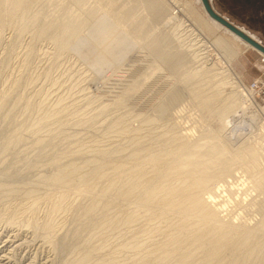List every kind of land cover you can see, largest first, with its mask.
<instances>
[{"label": "rangeland", "instance_id": "obj_1", "mask_svg": "<svg viewBox=\"0 0 264 264\" xmlns=\"http://www.w3.org/2000/svg\"><path fill=\"white\" fill-rule=\"evenodd\" d=\"M81 2H75V0H32V4L30 3L32 6H30L28 12L25 10L28 13L24 17L26 20L16 17V21L14 18L11 19L9 17L10 19L8 20L10 22L5 18V21H3L6 23L0 24V93L4 92L7 96L5 98L8 100L5 101L3 112L0 107V128L2 127L0 129V185L4 187H2L4 195L0 193V208L8 204L15 207L18 204V207H20L24 203L23 206H25L28 205L29 200L31 202L32 199L40 196L41 200L37 199L40 200L37 203V208H39L38 210L36 208V216L40 220L38 222H41L43 218L45 220L47 218L48 220L52 219L50 222H55L53 223L55 233L59 232L58 234L56 233L57 235L53 233L55 238L60 239L59 235L66 237L74 224L71 210L69 211L67 208L69 206L74 208L83 202V196L80 195L82 187L80 184L82 182L80 177H77L75 179L78 183L74 179L72 180V182L75 181L74 184L71 182L66 186L55 184V182L49 181L54 175L53 173H56V169L61 164L62 167L69 164L78 166L80 164L81 166L85 164V161L87 162V159H90L84 167L82 166V172L86 174H82V176H87L88 173L91 174L90 172L97 167V163H94L97 160H94V156H92L96 154L97 150L101 149L100 152L104 151L103 154L106 155L111 151L107 160L113 158L116 160L124 159L123 157L132 152L134 147L133 151L138 149L139 146H129L131 140L138 135L144 137L142 142L144 144L141 143L143 147L148 144L147 142L150 143L155 140L159 141L158 143L160 144L163 140L173 136L177 137L178 134L181 135L183 131L185 133L188 130V138H184L187 143L194 142L196 139L199 143H204L211 135L218 133L219 138L223 140L231 151L245 144L250 146L251 144L252 146L259 144L257 145L259 146L258 149H261L260 152L263 155L260 153L261 157L258 162L260 163V168L264 171L263 53H258L250 47H245L244 44L234 40L221 28H212L205 19L206 14L199 0H81ZM209 3L218 14L244 32H248L247 34L264 46V34L251 26L254 16L250 17L247 15V12L251 13L248 9V11H243L239 8V5L241 7L246 5L245 7H247L248 3L246 0H209ZM8 5V2L4 3V6ZM73 11L76 12L74 13ZM35 13L38 15V19L43 22L50 20V18L51 20H60L68 17L75 20L88 14H96V18L93 16L94 20H92L94 22L87 20L89 26H85L86 23L80 26V31H78L79 40L75 39L73 43L67 45L68 48L66 47L63 51H59L54 46L55 43H53L52 39L47 37L48 35L35 36L36 27L35 24L34 27L31 24L34 21L32 17H36ZM103 19L108 24L111 22L109 24L110 27L114 33L119 32L123 36L124 43L122 45H117L116 43L113 45L112 43L110 45L112 46L111 49L109 48L108 61L102 64H95L90 54L81 52V49L78 48V42L84 43L85 39L87 40L94 30L93 28L99 25V20ZM18 24H21V27ZM26 25L28 26L26 27ZM220 35L228 42V45H232V48L227 44L224 46L216 41V38ZM233 48L237 49L238 55L234 59L228 60ZM24 60L26 64L23 62ZM27 61L29 62L27 63ZM5 81L7 82L4 84ZM18 83H20V87ZM15 87H18V89ZM30 102L32 103L30 104ZM18 106L20 107L18 108ZM5 112L10 113L8 118H5ZM17 112L18 114H16ZM34 129H38L37 132ZM166 129L172 130L167 132ZM29 130L32 131L29 132ZM236 130L238 131L233 135ZM133 131L134 133L136 131L135 135ZM172 132L175 134H172ZM230 132H232V136H230ZM164 136L165 139L163 138ZM15 138L18 140L16 141ZM10 142L12 143L10 144ZM122 149L124 152H121ZM60 155L61 157H59ZM121 155L122 157L120 158ZM91 157H93V161ZM89 162L92 164H89ZM55 166L58 167L56 168ZM233 168L235 172L233 181L236 182L237 175L243 174L244 168L236 163L232 165L231 169L233 170ZM239 171L241 173H238ZM240 182L243 184H239ZM245 183L242 177H239L235 183L239 187L237 189L239 193L237 192L238 195L233 193L236 196L235 198L231 196L234 198V200H231L233 202L236 201V203L239 201L241 204L238 202L240 205L238 203L236 205L235 202L234 204L229 202L231 204L229 205L228 203L226 211L229 216L226 215L225 220H231L233 217V220L237 219L236 223H244L247 226L255 227L261 220L260 218H262L263 213L258 206L259 202L264 199V195L251 190L249 184ZM244 184L249 189L247 186L244 187ZM7 187L10 191L14 188L12 193L7 191ZM50 192L52 196L49 194ZM34 193L39 194L36 196ZM63 193H67L64 199L65 205L63 199V201L58 200L61 194L64 195ZM53 194H57V197ZM45 195L51 196L50 202L43 199L47 197ZM78 195L80 196L78 197ZM53 196L58 201H56L55 206L53 205L54 207H52V202L54 203L55 201L52 200ZM237 196L240 199L242 198L241 200L244 199V201L238 200ZM3 197L4 201H2ZM132 204H130V207L135 208V205ZM50 206L53 208L51 211ZM64 206L66 209L65 213L62 211ZM45 209L49 210L48 213ZM52 211L54 213H51ZM44 215L47 216L45 217ZM139 220L141 222L133 220L135 222L131 221L130 223L132 224L129 223V225H133L132 227L130 226V229L128 228L130 231L126 228L119 230L121 234L126 232V241L129 238L137 239H129L128 242L130 240L141 241L151 235L149 230L151 223L147 221V223L149 222L147 224L144 218ZM145 224L148 226L146 227ZM142 228L147 233L143 234L145 230L142 231ZM133 229H136V231ZM259 231H263L264 235V229ZM117 232L115 233L114 231V233L110 232L108 234L107 240L109 239V242L105 241V243L108 242L107 246L111 247L114 244L113 240H116V238L122 242L125 240L122 237L124 235ZM111 233L113 235L109 236ZM38 234L28 233L25 239H21L22 242L21 240L19 241L18 247L11 248L12 251L16 250L12 252L14 255L10 264H17L19 258L24 257L27 259V256H29L28 258L34 257L35 262H38L42 260L48 250V254L54 257L52 258L51 255L49 257L51 264H61L62 260L70 258L71 253L69 252L78 248L74 241L72 243V240L69 239L70 241H68L67 238L65 243L69 245L65 247L64 252V249L61 250L59 248V251H57L58 249L56 251L52 249L53 251H51L46 242H43L44 246H38L42 238ZM135 235L140 236V238L143 236L139 239ZM263 235L262 237H264ZM95 239L94 244L102 242L99 241L100 239ZM97 240L98 242H96ZM250 262L248 261L246 264L254 263Z\"/></svg>", "mask_w": 264, "mask_h": 264}, {"label": "bare ground", "instance_id": "obj_2", "mask_svg": "<svg viewBox=\"0 0 264 264\" xmlns=\"http://www.w3.org/2000/svg\"><path fill=\"white\" fill-rule=\"evenodd\" d=\"M31 1L32 0H0V24L3 25L6 23V22H4L5 18H7V20L10 18L11 19L14 18L16 20V17L19 19H23L24 17H26L27 16L26 13L28 12L30 6H32V5H30ZM5 2H8L9 5L4 6ZM75 2H81V0H75ZM68 6H70V5H68ZM57 7H58V5H57ZM20 10H22V11L20 12ZM18 11H19V13H18ZM54 14H56V13L54 12ZM205 14H206V12H205ZM37 16L38 15L36 14V17L35 16L32 17L33 18L32 20H34V21L31 23V24H33L32 25L33 27H34V24L36 27L35 36H39V37L41 36L42 37V36L48 35L47 37H50L52 39L53 43H55L54 46H56L59 51L60 50L63 51L67 47V45L73 43V41H75V39L79 40L78 39L79 38L78 37V31H80V29H79V28H81L80 26H82L85 23H86L85 24V26H86V25H88L87 24L88 19L90 21H93L94 18H96V14H94V15L88 14L85 17H82V18L80 17V18L75 19V20H72V18L69 19L68 17H66V18H63L60 20H56V19L51 20V18H50V20H48V21L45 20L43 22L42 20L38 19ZM93 16H95V17L93 18ZM127 16H129V14H127ZM42 17H44V16H42ZM73 17H74V15H73ZM39 18H41V17H39ZM24 19L26 20V18H24ZM205 19L208 21V24L212 28H214V29L221 28V30L227 32L234 40L241 42L242 44L245 45V47H250V48L254 49L249 44H247L245 41H243V39H241L234 32H232L231 30L222 26L220 23L213 20L207 14H206ZM15 20H13V21L15 22ZM20 22H21V20H20ZM106 22L107 21L106 20L104 21V19L101 21L99 20V22H98L99 25L97 27L93 28L94 30L92 32L90 31L91 34L88 36L87 40L85 39L84 43L78 42V44L80 46L77 44L78 48L81 49V52L90 54V57L92 58V61L95 64H102V63H105L106 61H108L109 48L111 49L112 46H110V45L112 43H113V45H114V43H116L117 45H122L124 43L123 36L120 35L119 32H118L119 35L117 32H115V33H117V34H115L113 29L110 27L109 24L111 22L109 24H108V22L107 23ZM28 23H30V22H28ZM13 24H15V23H13ZM20 25H19V27H21ZM27 26L28 25H26V27ZM32 32H33V30H32ZM216 41L218 43H221L224 46H226V44L228 45V42L223 37H221V35L216 38ZM228 46H230V45H228ZM26 51H25V53H26ZM254 51L261 53L256 49H254ZM154 52H156V51H154ZM237 55H238L237 49L233 48V50H231V52H230L228 60L234 59V57H236ZM23 62H25V64H26L25 60ZM28 62L29 61H27V63ZM6 82L7 81H5L4 84ZM19 84L20 83H18V86H19ZM6 88H4V89H6ZM16 89H18V87ZM6 92H7V90H6ZM10 94H11V92H10ZM10 94H9V96H10ZM5 97H7L6 94L4 92H1L0 93L1 111L4 110L3 106L5 108V105H4L5 101H8ZM12 101H14V100H12ZM31 103L32 102H30V104ZM10 105H12V104H10ZM15 105H14V108H15ZM26 105H25V107H26ZM7 106H6V108H8ZM19 107L20 106H18V108ZM22 107H23V105H22ZM28 111H30V110H28ZM32 111H34V110H32ZM32 111H30V112H32ZM24 112H26V111H24ZM39 113H40V111H39ZM39 113H37V114H39ZM9 114L10 113L5 112L4 113L5 118H8L10 116ZM16 114H18V112ZM31 115H32V113H31ZM31 115H28V116H31ZM33 115H35V114H33ZM35 116H37V115H35ZM44 118H46V117H44ZM35 120H37V119H35ZM149 120H147V121H149ZM48 121H50V120H48ZM32 122H33V119H32ZM37 122H38V120H37ZM37 122H35V123H37ZM6 123H8V122H6ZM42 123H43V121H42ZM42 123H41V125H42ZM46 123H47V121H46ZM143 124H145V123H143ZM114 127H115V125H114ZM23 128H25V127H23ZM37 130H35V131L37 132ZM171 130H167V132L168 131L171 132ZM30 131H32V130H29V132ZM237 131L238 130H236L233 133V135L236 134ZM167 132H166V134H167ZM120 133H122V132L120 131ZM123 133H125V132H123ZM133 133H134V131H133ZM135 134H136V131H135L134 135ZM138 134H139V132H138ZM172 134H175V133L172 132ZM188 134H189V130H188V132L185 131V133L183 131V133L181 135L178 134L179 136L177 135V137L172 135L173 136L172 138L169 137L170 139L168 138L166 140H163L160 144L158 143L159 141H155V140H154L155 142L151 141V139H152L151 138L150 139L151 142L150 143L147 142L148 144L144 147L142 146V144H144V143H142L144 141V137L141 135L140 136L138 135L139 137L137 136L131 140V144H129V146L130 145L131 146L136 145L137 147L138 146L139 147L142 146V147L141 148L138 147V149L133 151V149L135 148L134 147L132 149V152H129L127 155H125L123 157L124 159L121 158L123 155L122 154L120 156L121 159H119V160H116L115 158H113L111 160L110 159L107 160L108 159L107 157L110 156L108 154H111V151H110V153H108L106 155V154H103L104 151L100 152L101 149L99 151L97 150V152L95 149L96 154L92 155V156H94V160H97V162L94 161L95 164L97 163L96 164L97 167L95 168L94 171L90 172L91 174L88 173L87 176H85L86 174L82 172V169H83L82 166L84 167L85 164L88 163V161L90 159H87V162L85 161V164H83L81 166H80V164H79V166L76 164H74V165L69 164L68 166H63V167L61 166L62 165L61 164V165H59L60 166L59 168H57L58 166L57 167L55 166L57 168L56 169L57 171H56V173L55 172L53 173L54 175L52 177L50 176L51 180H49V181H51V182L53 181V182H55V184H60L62 186H66L67 184L69 185L70 182L74 184L77 177H80L81 182H82V184H80L81 182L79 184L82 185L80 195L83 196V199H82L83 202L80 203V201H81V199H80L78 201L80 204L78 206H75L74 208L72 206H69L67 208V204H66L67 210L68 209H69V211L71 210V217H72L73 223H74L72 226V230L70 231V233H68V235L65 234V232H66V230H65L64 234L67 235L68 237L67 236L65 237L63 235H62L63 236L62 237L61 235H59L61 238L57 239L53 235V233H55V230H54L55 226L53 225V223H55V222L51 221L52 222L51 223L50 220H52V219L48 220V218H47V220H45L43 218V220L41 222H38L39 217L36 216V211L39 208V207L37 208V203H38V201L40 202V200H41L39 198L40 196L38 197L40 200H37L38 198L32 199L31 202L29 200L28 205L23 206L24 205V203H23V204H21L22 207L20 204H19L20 207H18L17 203H16L17 204L16 207L11 206L9 204L6 205L5 207L1 206V208H0V264L12 263L11 258L14 255V253L12 254V252L15 251L16 249L12 251L11 248L18 247L19 241L22 238L25 239L27 237L26 235L28 233L30 234V232L31 233L33 232V234H36V235H37V233H39L41 235L40 237H42V238H41V243L39 244V242H38V244H39L38 246H42L43 242L44 243L46 242L48 244V246L51 248V251H53V250L56 251L59 248L61 250L64 249L63 250V252H64L65 247L69 245V244L67 245V243H65V241L67 242V238H68V241L72 240L71 241L72 243L74 241L77 244L76 246L78 248L73 249L71 252H69V253H71L70 258H65V259L63 258L64 260H62L61 264H246L248 261H249V263H251L250 261H252V263L254 262L255 264H264V237H262L263 231L262 232L259 231L261 229H264V217H263L264 216L263 215L264 214V212H263L264 211V199L259 202V206H258L259 209L261 210V212L263 213L262 214L263 219L260 218L261 220H259L258 225H256V226L254 225L255 227L247 226V224H244L242 222H241L242 224L236 223L235 221L237 219L235 218L233 220L232 216H231L232 219H231V217H229L232 221L229 219L225 220L226 215L229 216V214H226V211L228 209V207H227L228 203L231 202L234 204V202H235V204L237 205V203L239 202L238 200L242 199V198L240 199V197L237 196L236 198H239L238 200L236 199L238 201L237 203H236V201L233 202L231 200V199L234 200L235 196L238 195V193H239L237 190V189H239V187H237V185L235 184L238 181L239 177H242V179L244 180V183L246 182L245 184H247V185L249 184V187L251 190L257 191V192L264 195V171L260 168V166H259L260 163L258 162L260 157H261V154H262V152H260L261 149L259 150L258 149L259 146H257L259 144L253 145V146H252V144H251V146L245 144L246 146L245 145L239 146L236 149L232 150L233 151L232 152L231 149H228L227 145L223 142V140L219 138L218 133L211 135V137L207 141H204V143H199L196 138H195L196 140L194 139L195 140L194 142L187 143L184 140V138L187 137ZM230 134H231L230 136H232V132H230ZM13 136H14V134H13ZM167 136H169V135H167ZM148 137H149V135H148ZM12 138H14V137H12ZM163 138L165 139V136ZM187 138H185V139H187ZM17 140L18 139H16V141ZM147 141H149V140H147ZM11 143L12 142H10V144ZM6 145H7V143H6ZM124 145H126V143H124ZM129 146H128V148H129ZM255 146H257V147H255ZM120 147H118V148H120ZM5 148H6V146H5ZM118 150H117V152H118ZM122 150H121V152H124V150L123 151ZM125 151H127V150H125ZM121 152L119 151V153H121ZM119 153H118V155H120ZM59 157H61V155ZM101 157H103V158H101ZM55 158H56V156H55ZM92 158L93 157H91V160L93 161ZM56 160H54V161L56 162ZM235 163L239 164L241 167L244 168L243 174L240 171L238 172L241 174L240 175L238 174L239 176L237 175V178H236L237 181L236 182L233 181V179H235L234 178L235 177L234 176L235 175L234 168H233V170L231 169L232 165ZM89 164H92V163L89 162ZM94 166H92V167H94ZM82 174H85V175L82 176ZM74 179H75V181L72 182V180H74ZM240 181H241V178H240ZM76 182L78 183V181H76ZM242 182H240L239 184H241ZM247 185H245L244 187H246ZM77 186H79V185H77ZM0 187H1L0 193L2 195H4L3 194V191H4L3 185L2 186L0 185ZM240 187H242V186H240ZM247 188H248V186H247ZM13 189L10 191L8 188L7 191H10L12 193ZM234 189L236 190L235 192H234ZM240 190H242V189L240 188ZM50 191H52V190H50ZM60 191H62V190H60ZM30 192H32V191H30ZM233 193H235V194L237 193V194L233 195ZM34 194H36V193H34ZM37 194H39V193H37ZM37 194H36V196H37ZM49 194L51 195V192ZM66 194H64V195L61 194V197H60V199L58 198V200L63 201L66 197ZM240 194H241V192H240ZM240 194H239V196H240ZM244 194H246V193H244ZM80 195H78V197ZM45 196H47V197H45ZM45 196H44L45 198H43V197L42 198L45 199V201L50 202L52 195L51 196L45 195ZM54 196L57 197V194ZM54 196H53L52 200H55ZM231 196L234 198H232ZM0 197H1V195H0ZM8 197H10V196H8ZM22 198H24V197H22ZM22 198H21V200H22ZM68 198H70V197H68ZM10 200H11V198H10ZM66 200H67V198H66ZM2 201H4V197H3ZM56 201L57 200H55L54 203L52 202V207H54L56 205ZM241 201H244V199ZM17 202L19 203V201H17ZM71 202H72V200H71ZM61 203H59V204H61ZM132 203L135 205L136 209L130 207V204H132ZM231 203H229V205ZM239 203H238V205L241 204V203L240 204ZM45 204L47 205V203H45ZM59 204H57V205H59ZM64 205H65V200H64ZM75 205H77V204H75ZM58 207H57V209H59ZM132 207H134V206H132ZM36 208H37V210H36ZM42 209L44 210V208H42ZM51 209L53 210V208H51V206H50V211H51ZM60 210H61V208H60ZM48 211H47V213H48ZM54 211H56V210H54ZM62 211L64 213L66 212L65 206H64V209L62 207ZM38 212H37V214H38ZM51 213H54V212L52 211ZM228 213H229V211H228ZM69 214H70V212H69ZM228 216H227V218H228ZM140 218L141 219L144 218L146 223H147V221H149L151 223L150 227H149V230L151 231V235L147 234L149 236L146 239L144 238L145 240H141L142 242L139 239H141L143 235L141 236V238H140V236L135 235V236L139 237L138 240L140 242L139 241H131V240L128 242L129 239H133V238H129L126 241V239H125L126 232H125V234L123 232L122 234L124 236H122V237L125 240L121 236H120V238H122L125 242L119 241L120 239H118V238H116V240L113 238L114 244H112L111 247L107 246L108 245L107 243L109 242L108 241L109 239L107 240V236H108V234H110V232L114 233V231H115V233H116V231H118L117 233H119V230H123L124 228L130 229L131 225H129V223L133 220L140 221L139 220ZM243 218H245V217H243ZM133 222H135V221H133ZM142 222H144V221H142ZM154 222H156V223H154ZM59 223H61V222L59 221ZM130 224H132V223H130ZM147 224H145L146 227L148 226ZM250 224H251V222H250ZM255 224H257V223H255ZM138 228H140V227L138 226ZM133 230L136 231V229H133ZM144 230L142 228V231H144ZM124 231H126V230H124ZM135 231H134V233H135ZM145 232L147 233V231L145 230L143 234H145ZM56 233H55V235H57L59 232L57 234ZM113 233H111V235H109V236H112ZM261 233H262V235H261ZM119 234H121V232ZM127 234H129V233L127 232ZM259 234L261 237L259 236ZM135 236H132V237H135ZM117 237H119V236H117ZM144 237H145V235H144ZM95 238L100 239L99 241H102V242L99 244L95 243L96 244L95 245L94 244V242H95L94 240H96ZM35 239H36V237H35ZM136 239H133V240H136ZM106 240L108 241L107 243H105ZM110 240H112V239H110ZM21 242H22V240H21ZM96 242H98V240ZM38 246H36V247H38ZM59 249L57 251H59ZM68 249H69V247H68ZM46 251H47V249H46ZM48 253H49V250H48L47 254L44 255L42 260H40L38 262H35L34 257L28 258L29 256H27V254H26L27 259H25L24 257L21 259L19 258L20 260L19 259L17 260L18 261L17 264H51V260L49 258L51 254H48ZM51 253H53V252H51ZM18 254H20V253H18ZM36 255H34V256H36ZM52 256L53 255H51V257ZM68 256H69V254H68ZM52 258H54V257H52ZM52 262H53V259H52Z\"/></svg>", "mask_w": 264, "mask_h": 264}, {"label": "water", "instance_id": "obj_3", "mask_svg": "<svg viewBox=\"0 0 264 264\" xmlns=\"http://www.w3.org/2000/svg\"><path fill=\"white\" fill-rule=\"evenodd\" d=\"M201 5L206 12V14L211 17L216 22L220 23L222 26L226 27L227 29L234 32L236 35H238L243 41H245L247 44H249L254 49L258 50L259 52L264 54V46L261 45L258 41H256L253 37L248 35L246 32L241 30L238 26L232 24L229 22L225 17L218 14L209 3V0H200Z\"/></svg>", "mask_w": 264, "mask_h": 264}, {"label": "flooded vegetation", "instance_id": "obj_4", "mask_svg": "<svg viewBox=\"0 0 264 264\" xmlns=\"http://www.w3.org/2000/svg\"><path fill=\"white\" fill-rule=\"evenodd\" d=\"M246 2L248 3L247 7H245L246 5L242 7L239 5V8L243 11L249 10L251 12H247L248 16H254L251 26L264 34V0H246ZM229 13L232 14L230 11Z\"/></svg>", "mask_w": 264, "mask_h": 264}]
</instances>
